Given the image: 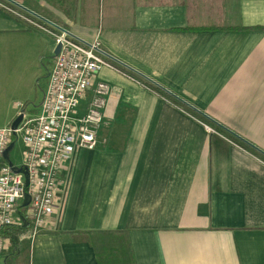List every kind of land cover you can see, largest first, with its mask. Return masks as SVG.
Wrapping results in <instances>:
<instances>
[{"label": "crops", "instance_id": "obj_1", "mask_svg": "<svg viewBox=\"0 0 264 264\" xmlns=\"http://www.w3.org/2000/svg\"><path fill=\"white\" fill-rule=\"evenodd\" d=\"M0 1L99 39L122 68L97 75L110 87L97 145L62 171L30 264H99L73 234L106 230L128 232L136 264H264V161L140 81L264 153V0ZM56 45L0 4L2 127Z\"/></svg>", "mask_w": 264, "mask_h": 264}, {"label": "built area", "instance_id": "obj_2", "mask_svg": "<svg viewBox=\"0 0 264 264\" xmlns=\"http://www.w3.org/2000/svg\"><path fill=\"white\" fill-rule=\"evenodd\" d=\"M12 14L30 25L44 29L62 47L48 74V84L37 109L28 111L19 103L23 119L16 129L12 122L0 127V264L13 241L8 229L20 226L23 217L32 222L21 239L32 238L47 229L56 212L60 175L71 162L76 147L94 149L110 87L98 81L104 66L115 67L112 56L99 39L89 41L41 15L27 16L13 5L1 3ZM26 10V11H25ZM23 11V10H22ZM30 13V12H29ZM92 97L84 105V101ZM207 129H214L207 125ZM23 144V163L16 164L5 151L13 140ZM24 168L25 172L17 169ZM28 181V183H27ZM29 198L25 206L26 199ZM6 261V260H5Z\"/></svg>", "mask_w": 264, "mask_h": 264}, {"label": "trees", "instance_id": "obj_3", "mask_svg": "<svg viewBox=\"0 0 264 264\" xmlns=\"http://www.w3.org/2000/svg\"><path fill=\"white\" fill-rule=\"evenodd\" d=\"M119 65H115L116 68L122 69L118 67ZM123 71L126 72L125 69ZM136 79L140 80L139 77L132 75ZM142 83L148 85L154 91H156L159 95L167 98L170 102H172L177 107L181 108L183 111L189 113L193 117L197 118L201 122L207 124L212 127L218 133L224 135L243 149L249 151L253 155L257 156L259 159L264 161V153L257 150L255 147L250 145L245 140L241 139L234 132L229 131L223 125H220L213 120H211L208 116H206L203 112L198 111L197 109L189 106L187 103L183 102L176 96L167 93L160 87H157L153 84L143 82ZM32 228V222L28 217H23V222L20 226H13L8 229L7 235L13 241V249L15 253L21 248V245L18 243L20 239V235L29 232ZM73 239L81 240L84 242H89L95 249L98 263L99 264H136L135 257L133 253V248L129 240V234L126 231H115V230H106V231H88V232H76L73 234ZM20 256V255H18ZM25 264H30V252L26 255ZM18 258V257H17ZM5 264H10L9 258H6Z\"/></svg>", "mask_w": 264, "mask_h": 264}, {"label": "rangeland", "instance_id": "obj_4", "mask_svg": "<svg viewBox=\"0 0 264 264\" xmlns=\"http://www.w3.org/2000/svg\"><path fill=\"white\" fill-rule=\"evenodd\" d=\"M16 8V7H15ZM17 10L21 11L22 13H25L24 11H22L21 9L16 8ZM27 16H31L30 14H26ZM54 57H48L46 59H42V68H41V75L38 76L32 83L30 84V79L27 81V85L26 87H30L31 90L28 91V95L31 96L32 94L34 95V97H36L35 99H33L32 101H29L28 103H24L26 104V106L24 107L25 109H27L29 112L36 110L37 108L35 106H39V99L41 94H43L47 84H48V74L49 71L51 70L52 66H53V61ZM23 94H19L17 98H22ZM1 124V121H0ZM1 127L3 125H0ZM207 128V126H206ZM209 130V129H208ZM210 131V130H209ZM213 132V131H211ZM23 144L21 142V139L18 140L16 146L14 147V149L11 151V157L13 159V161L16 164L21 165L23 163ZM23 235V234H22ZM22 235H20V237L18 239H20L18 241V243L21 245V248L17 251V253H15L14 249H13V244L11 249L8 251L7 257L10 260V264H25L26 262V258H27V254H29L30 252V248H31V241L29 240V238H24L23 240H21ZM24 249L23 254H21V251ZM20 255V256H18ZM18 257V258H17ZM2 263L5 264V260L4 258L2 259Z\"/></svg>", "mask_w": 264, "mask_h": 264}, {"label": "water", "instance_id": "obj_5", "mask_svg": "<svg viewBox=\"0 0 264 264\" xmlns=\"http://www.w3.org/2000/svg\"><path fill=\"white\" fill-rule=\"evenodd\" d=\"M22 8H24V9H26L27 11H29V12H32V13H34V14H36V15H38L37 13H35V12H33V11H31L30 9H28V8H26V7H24V6H22V5H20ZM61 47H62V44L61 43H58L57 45H56V48H55V50H54V56H57L58 54H59V52H60V50H61ZM23 115H24V113L23 112H21L19 115H17L16 116V118L13 120V122H12V129H16L17 127H18V125H19V123L22 121V119H23ZM236 134V133H235ZM240 137V136H239ZM241 139H243L242 137H240ZM243 140H245V139H243ZM246 141V140H245ZM247 142V141H246ZM250 145H251V143H249ZM16 146V139L15 140H13L12 142H11V144L8 146V148L6 149V151H5V157L8 159L9 158V154H10V152L14 149V147ZM252 146L254 147L255 145H253L252 144ZM19 172H25V170H24V168H19V169H17ZM27 183H28V181H27ZM28 201H29V198H27L26 199V201H25V203H24V205L26 206L27 204H28Z\"/></svg>", "mask_w": 264, "mask_h": 264}]
</instances>
